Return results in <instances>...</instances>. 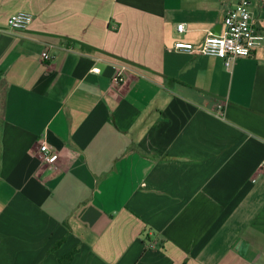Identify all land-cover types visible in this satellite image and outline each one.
I'll return each mask as SVG.
<instances>
[{"label": "crops", "instance_id": "1", "mask_svg": "<svg viewBox=\"0 0 264 264\" xmlns=\"http://www.w3.org/2000/svg\"><path fill=\"white\" fill-rule=\"evenodd\" d=\"M233 1L0 0V264H264V46L172 48Z\"/></svg>", "mask_w": 264, "mask_h": 264}, {"label": "built area", "instance_id": "2", "mask_svg": "<svg viewBox=\"0 0 264 264\" xmlns=\"http://www.w3.org/2000/svg\"><path fill=\"white\" fill-rule=\"evenodd\" d=\"M250 6L251 0H234L224 15L223 29L219 32L209 31L198 43L181 37L186 31V24L179 22L176 27L178 37L174 40L172 48L178 51L216 55L230 68L236 58L251 55L258 47L264 46V31L256 26ZM32 20L33 14L28 11L15 12L10 15L8 25L3 30L25 29ZM43 56L49 58L50 54L44 51ZM125 68L126 66H120L115 69L116 81L124 79ZM94 70L100 71V67H95ZM215 106L222 113L224 102H216ZM39 155L43 159L45 172L60 168L59 153L47 142L40 144ZM262 168L264 169V161Z\"/></svg>", "mask_w": 264, "mask_h": 264}, {"label": "trees", "instance_id": "3", "mask_svg": "<svg viewBox=\"0 0 264 264\" xmlns=\"http://www.w3.org/2000/svg\"><path fill=\"white\" fill-rule=\"evenodd\" d=\"M77 249H74L68 253H66L64 256H62L60 259H59V264H70L71 261L73 260L74 258V255L76 253Z\"/></svg>", "mask_w": 264, "mask_h": 264}]
</instances>
